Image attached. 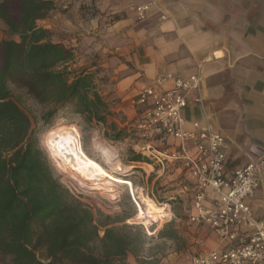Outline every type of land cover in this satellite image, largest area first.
<instances>
[{"label": "crops", "instance_id": "obj_1", "mask_svg": "<svg viewBox=\"0 0 264 264\" xmlns=\"http://www.w3.org/2000/svg\"><path fill=\"white\" fill-rule=\"evenodd\" d=\"M49 1L52 10L36 22L37 27L47 30L52 42L72 49L71 68L80 72L100 69L110 78L100 95L107 103L116 100L115 109L108 107L126 116L127 122L133 124L137 117L133 100L156 77L170 74L187 80L200 76L201 102L195 103V96L188 99L182 111L184 129L211 130L223 137L227 177L237 168L263 161L259 186L245 204L256 220L264 221V0ZM145 6L148 10L139 20L136 8ZM4 31L0 21V34ZM171 87V82L165 85V89ZM164 141L166 149L177 146L172 139ZM134 164L140 165L135 167L150 177L152 185L158 183L155 193L160 199L158 189L169 178L163 176L165 167ZM177 168L178 178L183 177ZM184 184L183 177L177 194L190 199V209H171L173 218L167 224L177 239L157 242L165 250L154 258L155 264H185L194 255L235 245L191 223L192 195ZM167 209L166 205L164 220L169 216ZM250 233L244 230L241 236ZM139 259L152 260L145 254ZM139 259L128 256L127 261L139 264Z\"/></svg>", "mask_w": 264, "mask_h": 264}, {"label": "trees", "instance_id": "obj_2", "mask_svg": "<svg viewBox=\"0 0 264 264\" xmlns=\"http://www.w3.org/2000/svg\"><path fill=\"white\" fill-rule=\"evenodd\" d=\"M51 10L49 0H0L4 34L19 38L0 41V264H129L128 256L142 254L154 260L165 245L151 243L176 240L172 227L165 224L149 236L150 231L125 221H96L54 178L30 119L12 100L10 84L48 107L41 116L46 125L68 111L89 124L108 125L112 141L127 133L108 122L115 113L97 91L100 69L71 70L72 49L52 42L50 33L37 27ZM143 161L139 154L131 159ZM152 260L139 259V264H155Z\"/></svg>", "mask_w": 264, "mask_h": 264}, {"label": "built area", "instance_id": "obj_3", "mask_svg": "<svg viewBox=\"0 0 264 264\" xmlns=\"http://www.w3.org/2000/svg\"><path fill=\"white\" fill-rule=\"evenodd\" d=\"M147 10L148 6L136 8L139 20ZM168 82L172 87L165 89ZM200 87L199 75L187 80L170 74L156 77L132 102L137 109L134 127L141 138L177 142L174 150L158 154L166 163L181 168L183 187L192 195L191 223L209 228L221 242H235L232 248L194 255L185 264H264V221L256 220L245 204L259 186L263 161L237 168L227 177L223 137L211 130L195 133L184 129L182 111L191 96L195 103L201 102ZM157 161L164 167L161 158ZM166 205L169 216L165 223L173 218L170 204ZM244 230L251 233L241 236Z\"/></svg>", "mask_w": 264, "mask_h": 264}, {"label": "rangeland", "instance_id": "obj_4", "mask_svg": "<svg viewBox=\"0 0 264 264\" xmlns=\"http://www.w3.org/2000/svg\"><path fill=\"white\" fill-rule=\"evenodd\" d=\"M0 36L1 40L11 39L19 41L17 36H9L6 34H0ZM78 61H76L74 64H76ZM68 67L71 70L78 71V69L71 68V64H69ZM109 81L110 78L107 77V75L102 74V72L98 73L95 78V83L97 91L100 94L102 93L103 85H106L109 83ZM9 88L11 91L12 100L17 103L19 108L30 119L31 127L36 131L38 148L42 154V158L52 169L54 178L64 189L69 192L73 198L79 200L89 210H91L96 221L101 223L125 221L124 224L126 225L141 226L146 233L147 231H150L152 234L161 230L162 227L167 224L165 223V220L159 229H157V227L160 221H157V219L145 218L140 221L132 220L137 214L138 205L144 209V206L142 205L139 198L140 190L146 197H148L150 200H155L158 204H170V202L173 203L174 205H171V209L174 208L177 212L180 210L182 211L184 208L190 209V199H186L185 196L177 194L180 191V180L183 182V177L178 178L179 175L176 172L178 166H172L166 163V160L158 154V152H163L167 148L165 141H161L160 138L151 140L141 138L139 132H136L137 135H135L132 122H127L126 116H124L122 113H117L114 111L112 112L115 113V116L108 117V122H115L118 128L125 127L127 129L125 137L117 142L110 139L109 136L112 134V132L108 125H100L96 124L95 122L89 124L82 117L70 114L68 111L59 112L54 122L50 125H46L41 121V116L48 110V107L38 105L27 95V91L23 87L10 84ZM114 103H116V100H111L108 104H110V106L115 109L116 106H113ZM125 123L127 124L124 125ZM68 124L74 125L77 129L80 136L81 146L86 154L89 157L97 160L104 168L109 171L110 166L103 158L99 147H106V149H109L115 153L117 155L119 164L115 166L117 169L113 175L118 178L131 181L132 186L128 187L124 185H118L115 188L116 198L111 199L106 194L96 190L95 188L85 189L81 187L72 176L61 172L49 156L44 145V140L46 134L50 130L58 126ZM137 154L142 156L144 159L143 163L150 166H160L157 158H161V160H163V166L165 167L163 176L164 178H169L167 179V184L162 185V187H159L158 189L161 190L159 193L160 199L157 198L155 193V188L158 183L155 182L152 185L150 177L147 179L146 173L135 167L140 165L131 162L132 157ZM147 170L150 169L148 168ZM172 197L176 199L166 202L167 199ZM102 234L103 232L101 230L100 236H102ZM157 242L158 241L155 240L154 243H151V246L155 244H162ZM189 255H191V253Z\"/></svg>", "mask_w": 264, "mask_h": 264}, {"label": "bare ground", "instance_id": "obj_5", "mask_svg": "<svg viewBox=\"0 0 264 264\" xmlns=\"http://www.w3.org/2000/svg\"><path fill=\"white\" fill-rule=\"evenodd\" d=\"M44 145L57 168L72 176L85 189L95 188L114 199L116 198L115 188L118 185L132 186L130 181L113 175L117 169L115 166L119 164V161L117 155L111 150L106 149V147H99L103 158L110 166V171L86 154L74 125H62L50 130L45 136ZM139 198L144 209L138 205L137 214L132 220L140 221L149 218L163 222L166 205H156L141 190L139 191ZM141 213L143 214L141 215Z\"/></svg>", "mask_w": 264, "mask_h": 264}, {"label": "snow or ice", "instance_id": "obj_6", "mask_svg": "<svg viewBox=\"0 0 264 264\" xmlns=\"http://www.w3.org/2000/svg\"><path fill=\"white\" fill-rule=\"evenodd\" d=\"M143 213H141V215H142Z\"/></svg>", "mask_w": 264, "mask_h": 264}]
</instances>
